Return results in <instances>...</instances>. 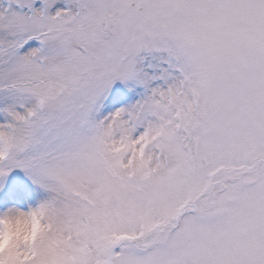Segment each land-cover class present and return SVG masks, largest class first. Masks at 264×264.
<instances>
[{
    "label": "snow or ice",
    "instance_id": "1",
    "mask_svg": "<svg viewBox=\"0 0 264 264\" xmlns=\"http://www.w3.org/2000/svg\"><path fill=\"white\" fill-rule=\"evenodd\" d=\"M0 264H264V0H0Z\"/></svg>",
    "mask_w": 264,
    "mask_h": 264
},
{
    "label": "rangeland",
    "instance_id": "2",
    "mask_svg": "<svg viewBox=\"0 0 264 264\" xmlns=\"http://www.w3.org/2000/svg\"><path fill=\"white\" fill-rule=\"evenodd\" d=\"M45 198L47 193L23 170L16 169L7 176L5 186L0 190V211L13 206L27 210Z\"/></svg>",
    "mask_w": 264,
    "mask_h": 264
},
{
    "label": "clouds",
    "instance_id": "3",
    "mask_svg": "<svg viewBox=\"0 0 264 264\" xmlns=\"http://www.w3.org/2000/svg\"><path fill=\"white\" fill-rule=\"evenodd\" d=\"M10 208L13 209V210H17V211H23V210L19 209L18 207H15V206L10 207Z\"/></svg>",
    "mask_w": 264,
    "mask_h": 264
}]
</instances>
